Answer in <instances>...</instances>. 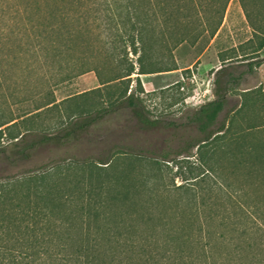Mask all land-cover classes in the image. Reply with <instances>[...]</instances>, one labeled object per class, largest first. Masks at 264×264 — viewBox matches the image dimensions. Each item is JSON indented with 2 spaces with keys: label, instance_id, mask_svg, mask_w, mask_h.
<instances>
[{
  "label": "trees",
  "instance_id": "trees-1",
  "mask_svg": "<svg viewBox=\"0 0 264 264\" xmlns=\"http://www.w3.org/2000/svg\"><path fill=\"white\" fill-rule=\"evenodd\" d=\"M66 1L49 0L42 15L37 1L22 6L24 14L31 9L44 19L37 24L28 17L24 23L31 27L30 51L57 64L55 87L90 72L97 78V87L60 101L49 90L29 112L9 117L0 112V136L24 120L76 100L73 109L68 108L67 121L48 128L38 143L62 144L121 104L130 107L140 122L148 123L140 100L134 93L126 95L131 75L136 74L139 83V75L178 69L176 63H155L153 55L156 45L166 48L168 37L174 46L190 41L182 32L187 23L186 0ZM229 1L218 5L219 18L208 32L212 42ZM236 1L253 33L260 34L253 49L256 54L264 45V0ZM91 16L101 20L102 32L96 35L101 43L96 52L103 59L100 63L94 62L89 42ZM3 17L0 9V20ZM8 24H0V50L9 41ZM104 30L109 31L107 36ZM79 44L83 49L72 55V46ZM128 54L136 56L137 70ZM218 58L224 60L220 52ZM105 64L111 68L104 74ZM114 87H120L117 95L111 92ZM224 105V97L216 95L190 117L204 134L194 143L205 149L198 158L203 171L192 183L176 187L185 193L184 206L190 215H175V224H161L159 219L162 235L148 226L136 199L142 193L152 199L162 195L157 176L138 175L139 182H131L128 170L102 169L110 165L109 159L100 162L105 167L95 170L87 165L72 174L71 165L57 164L41 173L0 181V264H264V139L255 135L264 131V124L236 127L228 135L243 109L240 105L230 110L227 125L213 130ZM23 136L19 133L11 139H17L12 145L15 154L24 158L37 142L25 143Z\"/></svg>",
  "mask_w": 264,
  "mask_h": 264
},
{
  "label": "rangeland",
  "instance_id": "rangeland-1",
  "mask_svg": "<svg viewBox=\"0 0 264 264\" xmlns=\"http://www.w3.org/2000/svg\"><path fill=\"white\" fill-rule=\"evenodd\" d=\"M35 1L39 4V15H42L49 0L0 1L4 15L0 24L9 23L5 32L9 34V41L7 44L2 43L0 50V112L5 117L31 111L38 99L49 90H53L55 99L60 101L68 94L89 90L98 84L95 74L90 72L66 84L54 86L58 78L54 68L57 64H53L49 58L38 59L30 51L33 44L32 38H29L32 37L31 27L24 23L28 17H32L37 24L38 21L44 22V19L33 15L31 9L24 14L22 6ZM192 1L186 0L184 14L187 23L182 30L190 41L174 46L168 37L166 48L161 50L156 45L153 55L155 63H176L178 69L139 75V83L136 82L137 75L132 74L128 82L126 95L134 93L140 100L142 113L148 123L140 122L130 107L121 104L62 144L38 143L39 136L47 134L51 126L67 121L66 117L70 115L68 108L79 101L63 103L58 108L43 111L39 116L4 131L0 136V150L3 149L0 151V181L41 173L57 164L71 165L69 174L79 173L87 165L97 170L95 167L106 166L100 164L102 160L109 159L110 165L102 169L109 172L128 170L132 175L131 182H139L138 175L139 178L157 176L162 195L152 199L142 193L136 198L138 211L144 213L150 228L155 227V233H164L158 226L159 219H162L161 224L165 221L175 224V215H190L184 206L185 193L176 187L192 183V178L203 171L198 158L205 149L194 143L204 134L190 120L192 113L200 105L220 95L224 97L225 105L213 130L220 124L227 125L230 110L240 105L243 109L234 118L228 135L233 134L236 127H245L250 123L264 124V45L256 54L253 53L260 34L253 33L238 1L232 0L226 7L218 36L212 42L208 32L219 18L216 10L221 0ZM16 9L20 10V14L15 13ZM92 17L95 16L90 17L88 24L92 31L89 37L92 57L94 62H103L102 58L99 60L96 56L101 45L96 38L102 32V28L98 27L101 20H93ZM104 32L106 35L109 31ZM72 47V55H78L83 49L80 44ZM11 51L14 53L11 54ZM218 52L224 58L223 61L219 60ZM128 58L134 62L137 70L136 56L128 54ZM110 68L109 64H105L104 74ZM119 89L114 87L111 92L117 95ZM196 95L199 97L197 104H185V97ZM95 100L98 98L94 97ZM19 133H24L25 143L37 142L26 151L27 157L24 158L13 151V141L17 139L12 140L11 137ZM255 135L264 139V131ZM176 202H179V207ZM138 222L140 225L139 219ZM148 226L146 228V224H142L140 227L148 229Z\"/></svg>",
  "mask_w": 264,
  "mask_h": 264
},
{
  "label": "built area",
  "instance_id": "built-area-1",
  "mask_svg": "<svg viewBox=\"0 0 264 264\" xmlns=\"http://www.w3.org/2000/svg\"><path fill=\"white\" fill-rule=\"evenodd\" d=\"M198 99H199V97L197 95L195 97L194 96H187L184 98V102L187 105H195V104H197Z\"/></svg>",
  "mask_w": 264,
  "mask_h": 264
}]
</instances>
